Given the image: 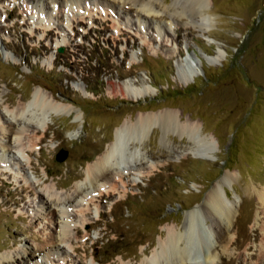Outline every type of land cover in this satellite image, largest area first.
Wrapping results in <instances>:
<instances>
[{
	"label": "rangeland",
	"instance_id": "374dc122",
	"mask_svg": "<svg viewBox=\"0 0 264 264\" xmlns=\"http://www.w3.org/2000/svg\"><path fill=\"white\" fill-rule=\"evenodd\" d=\"M135 1L81 0L69 9L61 1L0 0V123L3 115L12 119L4 110L29 100L35 87L81 111L77 118L49 120L40 151L16 154L36 170L27 164L18 170L12 158L0 162L2 264H93L92 256L100 264L119 258L137 263L151 256L167 227L180 226L187 212L198 209L226 173L236 176L223 187L237 205L226 234L233 242H215L209 255L213 264H264V207L257 198L264 192V0H211L206 12L214 20L205 32L194 26L195 16L164 14L172 0H152L158 15L143 13ZM217 51L219 60L210 63ZM179 61L198 64H188L196 71L188 84L176 76ZM123 82L143 84L154 95L129 101L115 92ZM165 109L198 122L214 138L213 158L192 157L189 141L175 134L166 136L176 151L169 153L159 142L160 130L152 128L139 147L153 163L149 174L137 176L135 185L127 174L125 196L105 199L100 216L97 202L82 214L85 206L70 208L63 216L69 240L61 242L67 252L44 258L36 247L58 235L57 216L51 215L57 208L50 203L40 210L37 192L58 183L53 188L70 195L82 168L113 140L116 127ZM0 136L12 144L13 137ZM60 150L68 152L64 161L56 159ZM24 251L33 254L27 262L19 260Z\"/></svg>",
	"mask_w": 264,
	"mask_h": 264
},
{
	"label": "bare ground",
	"instance_id": "6f19581e",
	"mask_svg": "<svg viewBox=\"0 0 264 264\" xmlns=\"http://www.w3.org/2000/svg\"><path fill=\"white\" fill-rule=\"evenodd\" d=\"M58 1L65 3L66 7L70 9L81 0H49V3L56 4ZM154 1L158 2V0ZM210 3L211 0H172L171 6L165 7L162 11L171 17L191 18L195 16L197 19L193 21L194 26L201 32H205L211 26V21L214 20L206 12L210 9ZM132 4L139 7V10L143 13L153 15L160 13V11L158 13L155 10L152 0H136ZM48 28H51V26H47L46 29ZM157 31L160 33L159 30ZM210 42L214 43L213 41ZM58 43H62V41ZM219 52L217 51L216 55L208 58V61L210 63L218 61L220 58ZM176 63L178 80L183 84H188L196 76V71L190 69L188 62L179 61ZM192 63H194V66H191H198L196 62ZM49 66L51 67L52 64H49ZM115 86V92H118L121 97L129 101L138 102L143 98L154 95L152 89L143 84L135 86L123 82ZM4 111L12 119L3 115L4 121L0 123V135L13 137V142L12 144H6L7 141L6 143L1 141L0 136V162L4 163L12 158L18 162L16 168L21 171H25L26 164L34 170L37 169L35 165H32L29 158L25 159L26 161L24 160L23 163L18 156L21 152L22 155L25 152L30 156L34 148L40 151L39 145L51 125V123H48L49 120L52 121L54 117L70 116L71 114H76L74 118H77L81 113L70 104L56 101L52 94L39 87L34 88L29 100L26 102L19 100L13 110L5 109ZM181 115L177 110L165 109L158 112L140 113L135 120L126 118L120 126L113 130V140L107 143L104 150L82 168L83 178L73 182L70 195H68V192L59 194L53 188L54 186L57 187L58 183L37 192V207L40 210L50 208V203L57 208L51 211V215L57 216L58 235L50 234L48 238L46 237L42 246L36 247V250L42 248L41 250L45 251V257H42L46 258L48 252L65 249L61 246V242L69 240L68 230L66 229H69V223L64 221L65 217L63 216H69L68 211H70V208L85 206L83 209L78 210V213L82 214L90 209L89 206L93 202H95L94 204L97 202L99 216L101 213L99 205H102L105 199H110L116 194L125 196L126 188L122 185L127 186L128 182L124 181L127 174L133 175L129 180L131 185L136 184L137 176L143 177L149 174L153 163L149 158L150 156L148 157L146 152L139 147L144 146V141L151 133L152 128L156 127L160 130L159 142L169 153L176 151L168 144L166 136L175 134L189 141L191 145L188 154L192 157L204 160L213 158L212 143L214 138L209 134H203L202 126L198 122L191 121L189 117L182 121ZM26 132H29L30 135L25 141ZM37 133H40V135ZM235 179L236 176L230 173L223 175L206 195L198 209L185 214L180 226L177 224L173 228L167 227L165 229L164 240L158 241L157 248L150 257L141 259L137 263L125 262L123 258H119L117 264H213L214 261L209 255L212 244L226 241L222 247H227L233 242L231 236L229 237L226 234L229 233L234 224L237 205L229 199V195L223 187L224 184L233 182ZM89 187H91V190H89ZM45 195L48 199H45ZM257 198L258 203L264 207V192H258ZM71 215L78 218V214ZM31 223L32 219L29 221V224ZM80 232V228L75 227V233L79 234ZM35 236L37 237V235ZM59 241L60 243H58ZM44 246L45 250L43 249ZM69 248L74 252L79 251V247L75 245ZM144 250L143 253H145ZM65 252H67V249H65ZM262 255L263 259L264 253ZM202 256L204 258L201 260ZM32 257L33 254L24 251L19 260L24 259V262H27ZM5 258L0 259V264L4 262ZM11 259L15 261L17 258L12 256ZM91 261L93 264H100V260L93 256Z\"/></svg>",
	"mask_w": 264,
	"mask_h": 264
},
{
	"label": "water",
	"instance_id": "95a60500",
	"mask_svg": "<svg viewBox=\"0 0 264 264\" xmlns=\"http://www.w3.org/2000/svg\"><path fill=\"white\" fill-rule=\"evenodd\" d=\"M62 51H63V49L60 48V49H59V52H62ZM67 156H68V152H67L66 150H61V151L57 154L56 159H57L58 161H64V160L67 158Z\"/></svg>",
	"mask_w": 264,
	"mask_h": 264
}]
</instances>
